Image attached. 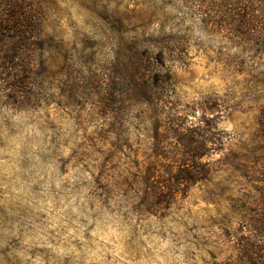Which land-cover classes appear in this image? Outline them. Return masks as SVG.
I'll return each mask as SVG.
<instances>
[{"label":"rangeland","instance_id":"374dc122","mask_svg":"<svg viewBox=\"0 0 264 264\" xmlns=\"http://www.w3.org/2000/svg\"><path fill=\"white\" fill-rule=\"evenodd\" d=\"M23 11L47 42L13 63L0 42V264H264V0H0ZM130 70L166 80L150 104ZM195 102L224 149L150 198L155 118L172 145L168 115Z\"/></svg>","mask_w":264,"mask_h":264},{"label":"trees","instance_id":"16d2710c","mask_svg":"<svg viewBox=\"0 0 264 264\" xmlns=\"http://www.w3.org/2000/svg\"><path fill=\"white\" fill-rule=\"evenodd\" d=\"M12 1H8V6H11ZM39 22L36 15L31 12H15L14 16L11 17L4 12H0V42L2 43V51L5 53L4 58L1 60L3 63L6 61L11 62L15 59L17 54L22 53L23 49L41 52L45 51L46 39L36 36L31 29H34V24ZM39 38V39H38ZM19 45L21 47H19ZM30 46V48H29ZM148 46L143 49V53L139 52L140 57L148 54ZM36 54L32 53L34 58ZM134 55V54H133ZM40 57V55H38ZM131 59H141L138 56L132 57ZM13 63V62H11ZM25 64L21 65L14 61V72L16 76V81L18 84L16 88H21L20 79L22 75L17 76V72L22 70ZM21 66V68L19 67ZM27 68V71H31ZM24 71V70H23ZM158 78L160 83L166 80L163 77L151 74L150 71L144 73H136L130 70L129 81L131 85L134 86V92L141 93V99L150 104L152 98L149 93V80L150 78ZM23 80V79H22ZM138 90V91H137ZM16 94L19 96V89L15 90ZM21 96V93H20ZM204 103L195 102L191 112L186 111L185 114H180V111H174V113L169 114V120H171V133L175 137L174 144L166 141L162 133H159V128L165 127L167 124L163 122L162 118L156 116L155 118V139L157 150L154 157L148 158V161L152 163V166L148 168L146 173L139 175L148 185H150V190L147 192L150 198H160L164 200H169L168 198H173L178 193L185 194L184 186H191L196 183L205 182L210 178L211 166L208 158L202 160V158L210 156L214 151H223L225 143L227 141V134L220 133L216 131L217 124L213 121L212 117L206 116L207 107L203 105ZM209 108V107H208ZM196 120L193 118L198 114ZM184 115V116H183ZM169 127V125H168ZM169 130V128H168ZM167 146L173 150L174 157H169L167 155L169 150ZM180 151V152H179ZM228 153H224V157ZM223 157V158H224ZM174 166V167H172ZM159 167H165V170L159 169ZM154 171H171L169 178V188L162 189L157 186H153V181L150 178L153 176ZM255 224V223H254ZM263 225V224H262ZM264 227V226H263Z\"/></svg>","mask_w":264,"mask_h":264}]
</instances>
